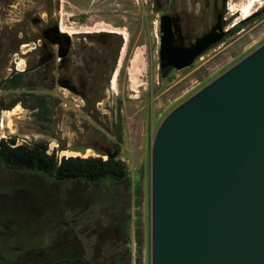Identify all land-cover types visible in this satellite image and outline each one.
I'll use <instances>...</instances> for the list:
<instances>
[{
	"label": "rangeland",
	"instance_id": "1",
	"mask_svg": "<svg viewBox=\"0 0 264 264\" xmlns=\"http://www.w3.org/2000/svg\"><path fill=\"white\" fill-rule=\"evenodd\" d=\"M229 8L225 30L242 23L240 31L227 33L192 66L164 76L156 0H0V140L46 142L59 159L100 157L119 144L129 171L126 183L92 185L34 180L0 167V264H17L18 254L35 264L29 258L43 249L51 255L48 264H56L63 244L66 250L85 246L109 228L115 232L112 244L130 237L131 264H151V152L158 128L178 106L264 45V0H231ZM245 8L252 12L248 19ZM47 27L68 31L72 47L63 65L57 59L43 73L38 40ZM53 50L57 47L47 51ZM19 74L22 86L10 88L7 80ZM9 106L14 107L6 110ZM119 112L121 143L115 136ZM63 227H74L76 239L64 238ZM101 249L99 243L88 254L90 262Z\"/></svg>",
	"mask_w": 264,
	"mask_h": 264
},
{
	"label": "water",
	"instance_id": "2",
	"mask_svg": "<svg viewBox=\"0 0 264 264\" xmlns=\"http://www.w3.org/2000/svg\"><path fill=\"white\" fill-rule=\"evenodd\" d=\"M227 33L217 24L185 47L181 35L175 45L168 27L161 69L192 66ZM151 264H264V45L158 128L151 152Z\"/></svg>",
	"mask_w": 264,
	"mask_h": 264
},
{
	"label": "flooded vegetation",
	"instance_id": "3",
	"mask_svg": "<svg viewBox=\"0 0 264 264\" xmlns=\"http://www.w3.org/2000/svg\"><path fill=\"white\" fill-rule=\"evenodd\" d=\"M230 1L231 0H156V8L160 13V51L162 47V37L165 35V30L168 29V27L174 34L175 45L178 46V42L180 41L179 36L181 35L184 38L185 47L191 46L198 38L210 33L217 24L222 26L223 30L226 31L225 28L228 22L227 10L230 9ZM262 11H264V9ZM256 15H259V12ZM52 29L53 28L50 27L43 29L42 37L38 40L41 41V44H39L41 55L39 58L38 69H42L43 73L46 72L57 59L60 61V65H63L67 61L72 47V40L66 35L69 33L68 31L63 30L62 28L58 29V31ZM200 29H202V31L197 35L195 32ZM49 39L56 41V43L53 44ZM51 46L57 47V50L48 52L47 50ZM34 49L37 50L38 48L36 47ZM64 54L67 55L64 56ZM172 70L175 69H161V72L165 76ZM27 71L28 70H25L24 73ZM65 224L66 227L69 225V223ZM61 230L65 232L64 238L70 240H73L74 238L76 239L77 232L74 231V227L71 228V231H68L67 228L64 227ZM114 233L115 232H111V228H109L104 231L101 239L100 237H96L94 238V241H87L85 246L80 244L78 247L81 249V252L78 250L77 244L76 247L74 245L70 248L66 247L68 251L65 249L66 245L63 244L60 249L62 261L66 262L67 259H73L74 261L77 259L81 260L82 256L85 255V260H89L87 258L88 254L90 253L93 255L94 250L99 243H101V253L94 256L91 264H100L98 262H102L101 264H131L130 260L132 254L128 247L130 245V237H127L123 242H121L122 240L120 242L117 241L118 243H115V246V244H112L111 242ZM80 242L77 241V243ZM87 249L89 251H87ZM15 250L18 251L17 248H15ZM28 254L31 255L30 253ZM34 254L35 252H33V256L29 259L34 261L35 264L49 263L51 255L48 256L46 250L43 249V252H39L37 255ZM23 257L24 254L23 256L18 254L15 258V262H17V264H27L25 259L22 260Z\"/></svg>",
	"mask_w": 264,
	"mask_h": 264
},
{
	"label": "trees",
	"instance_id": "4",
	"mask_svg": "<svg viewBox=\"0 0 264 264\" xmlns=\"http://www.w3.org/2000/svg\"><path fill=\"white\" fill-rule=\"evenodd\" d=\"M241 27L242 23H237L228 34L239 32ZM107 36L115 37L116 34H108ZM22 82V74L7 80L10 88H20ZM40 106H46V102L41 101ZM13 107L9 106L6 110H10ZM118 117L119 123L116 125L115 136L118 143H121L123 141L121 112H119ZM116 147L118 148L116 151H120L119 144ZM57 153L58 151H54L53 154H50L46 142H38L33 146H27L17 145L15 139H11L10 142L1 139L0 167L5 166L17 170L19 174L28 175L25 178L29 177L34 179L37 176L47 178L51 181H80L92 185H102L105 182H112L115 185H119L129 180V172L126 164L119 156L116 158H108L107 160L103 159V156L106 154H102L100 157H64L59 159ZM40 215L38 213V216ZM63 216L64 221L65 215L63 214ZM55 261L56 264H91L90 260H85V258L81 260L77 259L76 261L67 259L66 262H63L61 257H58Z\"/></svg>",
	"mask_w": 264,
	"mask_h": 264
},
{
	"label": "bare ground",
	"instance_id": "5",
	"mask_svg": "<svg viewBox=\"0 0 264 264\" xmlns=\"http://www.w3.org/2000/svg\"><path fill=\"white\" fill-rule=\"evenodd\" d=\"M252 15V12H251V10L250 9H247V8H245L244 9V19H248L250 16ZM133 67V66H132ZM117 74V73H116ZM115 82V80L113 81V83ZM69 152L68 151H64L63 152V155H65V154H68Z\"/></svg>",
	"mask_w": 264,
	"mask_h": 264
},
{
	"label": "crops",
	"instance_id": "6",
	"mask_svg": "<svg viewBox=\"0 0 264 264\" xmlns=\"http://www.w3.org/2000/svg\"><path fill=\"white\" fill-rule=\"evenodd\" d=\"M128 170V169H127ZM129 172V171H128Z\"/></svg>",
	"mask_w": 264,
	"mask_h": 264
}]
</instances>
